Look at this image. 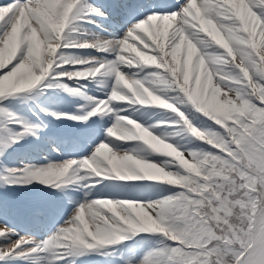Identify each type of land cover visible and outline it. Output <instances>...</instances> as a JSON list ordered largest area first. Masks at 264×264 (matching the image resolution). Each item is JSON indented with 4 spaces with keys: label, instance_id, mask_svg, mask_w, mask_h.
<instances>
[{
    "label": "snow or ice",
    "instance_id": "snow-or-ice-1",
    "mask_svg": "<svg viewBox=\"0 0 264 264\" xmlns=\"http://www.w3.org/2000/svg\"><path fill=\"white\" fill-rule=\"evenodd\" d=\"M85 0H12L0 4V98L28 92L46 78L79 84L99 75L114 77L110 98L97 101L84 117L115 114L108 130L116 141H138L148 149L166 150L170 167L148 162L135 152H118L102 142L81 162L31 174L58 188L78 184L88 170L118 181H153L177 186L173 197L156 202L97 199L84 204L47 241L22 237L0 247V261L53 253L56 264L118 245L140 234H162L169 246L155 264H264V0H177L174 6L149 5L142 21L119 40L83 42L68 39L71 25L85 22ZM91 15L107 18L95 8ZM175 9V10H173ZM258 10V11H257ZM92 22V21H87ZM70 47L113 55L91 58L80 67L66 61ZM152 67L158 81L186 97L219 126L206 133L184 119L188 131L212 146L198 157L178 150L149 128L121 114L115 103L155 106L178 113V105L157 94L151 79L125 72ZM67 86V85H66ZM86 87V85H85ZM69 91L72 88L69 87ZM183 116V113H178ZM159 137V139H157ZM17 142L16 140L13 141ZM175 157V159H173ZM146 161V162H145ZM154 172L157 175L145 172ZM15 234L0 225V239ZM34 245L25 250V246Z\"/></svg>",
    "mask_w": 264,
    "mask_h": 264
},
{
    "label": "rangeland",
    "instance_id": "rangeland-1",
    "mask_svg": "<svg viewBox=\"0 0 264 264\" xmlns=\"http://www.w3.org/2000/svg\"><path fill=\"white\" fill-rule=\"evenodd\" d=\"M3 56H4V54L2 52V57H1L2 60H3ZM1 88L2 87L0 86V90H1ZM183 117L186 119H194L196 117V115H195L194 111L189 106H186V110L183 111ZM177 125H179V123H177ZM174 126H176V125H174ZM197 128L199 130L205 131L206 133L214 132L212 129L208 128L205 125L197 127ZM173 132H175V134L177 133V131L175 129L173 130ZM187 133H188V131H187ZM192 134L195 135L196 131L194 130ZM180 136L186 137V133L181 130L179 137ZM192 137H194V136H192ZM87 142H89V141H87ZM172 143L177 148H182L185 151H186V148L188 147V145L186 144V138L183 140H180V141H174ZM87 152H88V154H87L88 156L86 157V159L90 158L94 154V153L89 152V150H87ZM36 154L40 155L41 153H40V151H36ZM187 154H190V153L186 151V155ZM73 160L78 162V158L76 157V159H69V160H62L59 162H55L52 167H58V166H61L65 163H67L69 161H73ZM170 160H171V158L164 157L163 161L160 162L158 165L163 164L168 168V170L176 172L179 169V166L177 165L176 167H170L169 166ZM152 162H154V161L152 160ZM148 174L157 175L154 172H150V171L145 172V175H148ZM87 178L88 179H93V178L95 179L91 183L87 182L85 179L84 182L82 183V188L85 189L86 193L90 192V194H88L89 197L94 194V191H96L95 194L101 193L100 197L97 199L112 198L113 200H135V201H139V202H145L146 200L151 198L150 194L145 189L144 185H142L141 187H135L131 184H127L126 189H122V188L116 189L114 186L111 187L110 185H108L106 188H103V185L100 184L99 177H95V175L93 174V175L87 176ZM153 186H154V193L157 192L158 198H154L148 202H155L157 199H160V200L166 199V196L164 194L166 184H162V183L158 182V183H154ZM121 190H126L127 193L121 194L120 196H117V197H112V193L120 194ZM44 200L46 202V205H45L46 209L50 210V208H53V201H52V197L50 196V192H47V196L45 197ZM89 202H91V201H88V203ZM68 208H69V211L66 213V215L63 216V219H65L63 221V223H61V221L63 219L56 221L57 224H61V225L58 226L55 231L50 229L48 231L41 232L40 234H35L33 240L35 242L39 243V242L47 241L50 237L57 234L58 231L65 225V222L73 217V214L79 209V206L74 205V204H70L68 206ZM5 223H6L5 220L0 221V225H4ZM15 241H17V239ZM32 246H34V245H32ZM38 254H41V256L36 257V255H38ZM38 254L26 257V259L32 258L33 264H56L57 257L53 253L49 252L46 254H43V253H38ZM105 256L108 259L112 258V256L107 255L106 251H105ZM17 259H20V258H17ZM158 259H159V257H158ZM148 261H149V259H148ZM153 261H156V260H154V258H153ZM61 264H99V263H97L96 258L93 257V255L90 251V252H87L86 254H84L82 256L68 257V258L64 259L63 261H61Z\"/></svg>",
    "mask_w": 264,
    "mask_h": 264
},
{
    "label": "trees",
    "instance_id": "trees-1",
    "mask_svg": "<svg viewBox=\"0 0 264 264\" xmlns=\"http://www.w3.org/2000/svg\"><path fill=\"white\" fill-rule=\"evenodd\" d=\"M194 149H195V154L198 156V157H202L203 155L205 154H209L212 152V148L209 147V146H199V145H195L194 146ZM179 191V189H175V190H172L171 193L173 196H175V194ZM172 196V197H173ZM164 241H162V243H165V246L166 248L169 246V241L166 240L165 238H163ZM160 251V250H159ZM154 260H158V257H154ZM150 264H155V261H152Z\"/></svg>",
    "mask_w": 264,
    "mask_h": 264
},
{
    "label": "bare ground",
    "instance_id": "bare-ground-1",
    "mask_svg": "<svg viewBox=\"0 0 264 264\" xmlns=\"http://www.w3.org/2000/svg\"><path fill=\"white\" fill-rule=\"evenodd\" d=\"M162 98H164V97H162ZM165 99H167V98H165ZM168 100H169V102H173L174 104H177V105H179L180 103H183L184 105H186V102L183 99H181L180 95L178 97H174V96L169 97L168 96ZM160 152L166 154V150H164V149H161ZM156 201H160V199H157Z\"/></svg>",
    "mask_w": 264,
    "mask_h": 264
}]
</instances>
